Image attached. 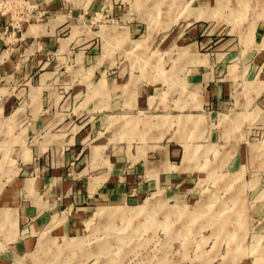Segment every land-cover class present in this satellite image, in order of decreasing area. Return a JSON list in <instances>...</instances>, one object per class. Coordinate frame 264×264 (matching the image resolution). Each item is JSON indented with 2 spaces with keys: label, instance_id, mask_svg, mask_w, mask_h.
Returning <instances> with one entry per match:
<instances>
[{
  "label": "crops",
  "instance_id": "0c3cea01",
  "mask_svg": "<svg viewBox=\"0 0 264 264\" xmlns=\"http://www.w3.org/2000/svg\"><path fill=\"white\" fill-rule=\"evenodd\" d=\"M249 10L241 35L227 30V20L225 29L219 25L212 0H194L154 46L165 59L160 68L127 81L126 65L107 76L117 53L105 56L108 65L89 64L87 45L76 54L77 67L58 72L56 55L67 54L73 41L58 37L62 20L27 27L24 73H36L46 54L54 55V64L50 60L39 75L48 99L38 98L31 108L28 132L35 143L29 152H17L26 155L18 174L0 180V264H31L26 257L47 248L37 249L34 237L44 231L70 236L100 204L137 203L159 189L186 197L199 171L245 166L261 171L248 191L256 242L255 252L237 264H264V149L247 162L248 140L259 131L264 139V0ZM144 41L147 48L154 37ZM3 47L0 42V55ZM61 73L58 86L51 78ZM4 92L0 86V99ZM257 112L262 118L252 120ZM123 137L138 142L131 148ZM80 247L62 244L57 250Z\"/></svg>",
  "mask_w": 264,
  "mask_h": 264
},
{
  "label": "rangeland",
  "instance_id": "374dc122",
  "mask_svg": "<svg viewBox=\"0 0 264 264\" xmlns=\"http://www.w3.org/2000/svg\"><path fill=\"white\" fill-rule=\"evenodd\" d=\"M193 2L0 0V42L4 45L0 66L10 63L6 69L0 68V86L5 88L0 99V180L8 182L18 174L26 155L17 152L27 153L35 143L28 132L31 108L38 98L46 100L49 94L39 87V75L48 70L50 60L54 64L53 54H46L36 73H24L30 56L23 52L22 43L29 25L62 20L58 37L72 36L70 51L56 55L58 72L77 67L76 54L87 45L92 55L89 64L106 61L105 56L117 53L116 62L106 70L107 76L126 65L130 68L123 76L127 81L139 71L160 68L165 59L154 46L167 30L177 27ZM258 2L262 0H212V14L223 29L227 20V30L231 27L232 32L242 35L253 13L249 7ZM148 35L154 41L145 48ZM54 77L59 86L58 79L64 75L56 74L51 80ZM251 116L256 121L263 115L257 112ZM260 132L248 140L247 162L257 159L255 154L264 149ZM121 141L133 148L138 139L123 137ZM142 141L152 144L155 140ZM208 159L212 160V155ZM260 172L247 166L238 172L203 170L186 197H169L159 189L137 203L100 204L91 208L80 229L70 236L44 231L34 237V243L38 237L37 249L47 248L26 258L31 264H237L255 252V222L249 216L248 191ZM9 223H13L12 218ZM62 244L81 247L58 251Z\"/></svg>",
  "mask_w": 264,
  "mask_h": 264
},
{
  "label": "bare ground",
  "instance_id": "6f19581e",
  "mask_svg": "<svg viewBox=\"0 0 264 264\" xmlns=\"http://www.w3.org/2000/svg\"><path fill=\"white\" fill-rule=\"evenodd\" d=\"M47 233V232H46Z\"/></svg>",
  "mask_w": 264,
  "mask_h": 264
}]
</instances>
